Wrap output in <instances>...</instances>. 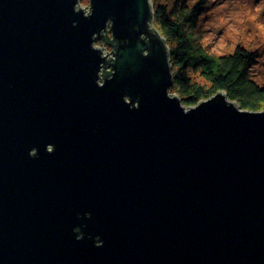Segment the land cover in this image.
Returning <instances> with one entry per match:
<instances>
[{"label": "water", "instance_id": "water-1", "mask_svg": "<svg viewBox=\"0 0 264 264\" xmlns=\"http://www.w3.org/2000/svg\"><path fill=\"white\" fill-rule=\"evenodd\" d=\"M152 13L0 0V264H264V109L183 105Z\"/></svg>", "mask_w": 264, "mask_h": 264}, {"label": "trees", "instance_id": "trees-1", "mask_svg": "<svg viewBox=\"0 0 264 264\" xmlns=\"http://www.w3.org/2000/svg\"><path fill=\"white\" fill-rule=\"evenodd\" d=\"M156 1L152 0L155 5L151 24L169 47L174 74L170 93H176L187 107L223 91L241 109H264V83L255 81L250 72L256 53L239 46L227 55L215 56L202 47L195 35L201 13L211 0H198L190 6L185 0H177L172 6ZM97 42L109 48L105 36ZM193 73H200L209 85L193 80Z\"/></svg>", "mask_w": 264, "mask_h": 264}, {"label": "rangeland", "instance_id": "rangeland-1", "mask_svg": "<svg viewBox=\"0 0 264 264\" xmlns=\"http://www.w3.org/2000/svg\"><path fill=\"white\" fill-rule=\"evenodd\" d=\"M175 1L157 0L156 3L172 6ZM185 1L190 6L198 0ZM80 5L89 7V0H80ZM195 33L202 47L215 56L227 55L239 46L255 52L251 76L264 83V0H211L209 7L201 13ZM96 44L105 51L110 49L100 42ZM192 79L209 85L200 73H193Z\"/></svg>", "mask_w": 264, "mask_h": 264}]
</instances>
